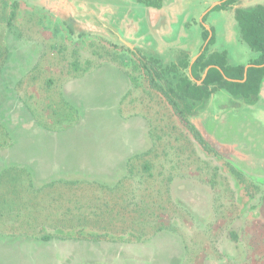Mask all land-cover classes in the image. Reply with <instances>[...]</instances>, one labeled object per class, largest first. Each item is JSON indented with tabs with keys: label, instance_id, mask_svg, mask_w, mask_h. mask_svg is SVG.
Segmentation results:
<instances>
[{
	"label": "rangeland",
	"instance_id": "374dc122",
	"mask_svg": "<svg viewBox=\"0 0 264 264\" xmlns=\"http://www.w3.org/2000/svg\"><path fill=\"white\" fill-rule=\"evenodd\" d=\"M13 1L0 0V264H264V104L218 129L198 110L201 144L120 40L46 0H17L7 27ZM226 137L234 150L215 147Z\"/></svg>",
	"mask_w": 264,
	"mask_h": 264
},
{
	"label": "crops",
	"instance_id": "0c3cea01",
	"mask_svg": "<svg viewBox=\"0 0 264 264\" xmlns=\"http://www.w3.org/2000/svg\"><path fill=\"white\" fill-rule=\"evenodd\" d=\"M46 1L59 11L71 14L75 27L80 31L92 33L99 30L101 33L97 34L106 36L108 40L118 39L129 52L155 59L162 66L176 64L183 56L191 63L199 56L207 46L206 41H202V27L212 30L214 35L207 55L225 52L229 65L245 67L258 57V53L253 52L241 39L240 29L235 21V10L264 6V0H236L227 8L216 11L208 9L218 6L217 3L221 0H163L159 9L148 8L137 0H114L113 4L107 0ZM223 92L227 93L222 89L215 91L198 111L204 119L202 126L205 127L208 120L212 122L217 119L212 124L217 129L221 128L225 126L228 112L234 114L237 110L264 104V79L253 103H247L238 97L229 98ZM213 102L218 103L221 111L210 107ZM215 111L218 112L216 118L212 114ZM221 133H224L223 129H219V134ZM219 141L221 145L233 150L238 142L233 137Z\"/></svg>",
	"mask_w": 264,
	"mask_h": 264
},
{
	"label": "trees",
	"instance_id": "16d2710c",
	"mask_svg": "<svg viewBox=\"0 0 264 264\" xmlns=\"http://www.w3.org/2000/svg\"><path fill=\"white\" fill-rule=\"evenodd\" d=\"M221 1L223 2L220 5L213 7L211 10L216 11L225 9L236 0ZM137 2L148 8L159 9L162 6L163 0H137ZM17 9L18 1L14 0L11 4V12L7 21V27L12 26ZM204 20L205 18H203L202 22H204ZM235 21L239 26L242 41L245 42L253 52L258 53V57L249 63L251 66L247 69L246 80L244 82H240L243 80L244 76V65H229L225 52L207 55L208 46L213 43L214 35L212 30H209L211 32V37L208 40L209 31L204 27H202V41L204 43L208 40V44L191 65L190 61L183 56L176 64L162 66L159 61L146 58L134 52L138 56L142 68L146 71L153 85L163 92L177 115L188 124L195 139L201 144H205L203 137L188 121L190 117L194 116L197 111L203 107L207 99L215 91L222 89L233 97L242 98L247 103H253L256 100L261 82L264 79V67H259L264 64V6H256L248 10L236 9ZM4 55L7 58L6 53ZM0 57L2 56L0 55ZM189 66L190 72H188ZM209 66L212 68L208 70L204 80L198 84V82L201 81L204 70ZM217 68L227 79L233 82L224 80L221 72ZM162 82L166 84V87L160 85ZM12 167L13 166H10V171ZM7 171L8 169L3 170V173L0 174V179ZM26 175L30 181H28V183L35 188L39 182H37L31 174L26 173ZM33 182H35V184H33ZM3 201L4 200L0 201V204L3 203ZM21 205L23 206L24 203L22 202ZM4 216L5 214L0 212V221H2ZM3 236L6 237L5 234L0 233V237ZM12 237L14 240L16 237L20 238L22 236L20 234L18 236L13 235ZM228 237L231 242L235 244L238 242L236 231L230 230L228 232ZM39 239L43 241L53 240L50 235H43ZM67 263H69V261Z\"/></svg>",
	"mask_w": 264,
	"mask_h": 264
},
{
	"label": "water",
	"instance_id": "95a60500",
	"mask_svg": "<svg viewBox=\"0 0 264 264\" xmlns=\"http://www.w3.org/2000/svg\"><path fill=\"white\" fill-rule=\"evenodd\" d=\"M222 2H223V1L217 3V5L221 4ZM213 7H214V6H212L211 8H209L208 11H209L210 9H212ZM210 36H211V34H209V38H208V40L210 39ZM208 40L205 42V45H207ZM197 57H198V56H196V57L194 58V60L190 63V65H191V64L197 59ZM250 66H251V65H248V66L245 67V69H244L243 80H241L240 82H244V81L246 80V72H247V69H248ZM259 67H264V64L261 65V66H259ZM211 68H212V67L209 66V67H207V68L204 70V72H203V74H202V77H201V81L198 82L199 84L204 80V78L206 77V74H207L208 70L211 69ZM217 69H218V68H217ZM218 70H219V69H218ZM189 71H190V68H189ZM219 71H220V70H219ZM220 72H221V71H220ZM221 74H222V72H221ZM222 76H223L224 80H227V81L233 82L232 80L227 79L223 74H222ZM200 134H201V133H200ZM202 134L205 135V133H203V131H202ZM201 136H202V135H201ZM206 138H207V137H206ZM209 140H210V139H209ZM214 145H215V147L218 148V149H227L225 146L220 145V144H217V143H214Z\"/></svg>",
	"mask_w": 264,
	"mask_h": 264
}]
</instances>
